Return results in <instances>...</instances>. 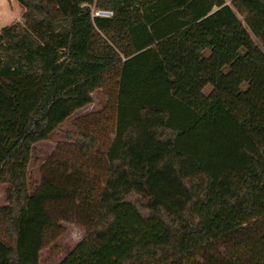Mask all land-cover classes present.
<instances>
[{
  "label": "trees",
  "instance_id": "1",
  "mask_svg": "<svg viewBox=\"0 0 264 264\" xmlns=\"http://www.w3.org/2000/svg\"><path fill=\"white\" fill-rule=\"evenodd\" d=\"M16 1L24 21L0 31V117L13 121L0 264H41L65 222L93 245L118 240L122 264H264V215L229 229L264 187V0ZM111 82L113 138L74 139L103 172L51 159L30 193L34 145Z\"/></svg>",
  "mask_w": 264,
  "mask_h": 264
},
{
  "label": "rangeland",
  "instance_id": "2",
  "mask_svg": "<svg viewBox=\"0 0 264 264\" xmlns=\"http://www.w3.org/2000/svg\"><path fill=\"white\" fill-rule=\"evenodd\" d=\"M16 5L10 16L2 14V8H0V28L12 21V23L24 21L23 17L19 21L15 20L20 16L21 10V6ZM3 9L5 10L4 7ZM92 12L93 16H96V13H100L101 10L93 8ZM211 90L212 88L208 87L205 94L208 95ZM116 100L117 88L111 82L93 94L92 104L75 112L48 140L34 145L27 177L30 193L40 186L43 167L51 159L73 162L80 171L93 177L95 172H103L105 161L101 158H94L92 155L88 159H81L74 139L87 129H95L104 144L109 138L112 139L117 120ZM12 124L13 121L0 117V132L8 131ZM101 164L102 167L99 166ZM8 187L7 184L0 183V207L8 205ZM263 215L264 187L229 229L246 225ZM62 226L64 227L63 234L42 251L41 264H122L128 253L126 247L116 239L106 244L93 245L83 226L67 222L62 223Z\"/></svg>",
  "mask_w": 264,
  "mask_h": 264
},
{
  "label": "crops",
  "instance_id": "3",
  "mask_svg": "<svg viewBox=\"0 0 264 264\" xmlns=\"http://www.w3.org/2000/svg\"><path fill=\"white\" fill-rule=\"evenodd\" d=\"M16 4H19L16 0H0V8H2V10H1L2 14H4L5 16H10L12 14L13 8L17 6ZM228 4H230L229 1H228ZM3 7L5 8V10L3 9ZM22 12H23V9L21 7L20 14H19L20 16L17 17L15 20H18V21L21 20V17L23 16ZM12 22H10L8 25H10ZM8 25H6V26H8ZM2 28H0V31Z\"/></svg>",
  "mask_w": 264,
  "mask_h": 264
},
{
  "label": "built area",
  "instance_id": "4",
  "mask_svg": "<svg viewBox=\"0 0 264 264\" xmlns=\"http://www.w3.org/2000/svg\"><path fill=\"white\" fill-rule=\"evenodd\" d=\"M102 15H104L105 17H112V12L101 11L100 13H96V16H102Z\"/></svg>",
  "mask_w": 264,
  "mask_h": 264
}]
</instances>
